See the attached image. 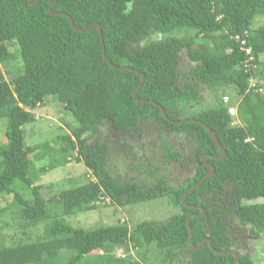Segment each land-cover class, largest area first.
Here are the masks:
<instances>
[{
    "label": "trees",
    "instance_id": "trees-1",
    "mask_svg": "<svg viewBox=\"0 0 264 264\" xmlns=\"http://www.w3.org/2000/svg\"><path fill=\"white\" fill-rule=\"evenodd\" d=\"M95 23L106 61L98 29H86ZM262 54L264 0H0V119L6 121L0 198L11 195L0 208V229L9 225L2 221L8 209L19 228L41 226L25 242L6 244L0 237V264H134L130 247H143L144 264H253L239 231L248 227L250 235L264 237V202H255L264 199ZM139 72L144 80L135 96L143 103L132 96ZM48 97L71 117L69 130L59 127L28 143L32 110ZM147 120L158 127L165 161L184 155L164 132L193 141L191 171L176 184L151 164L142 166L123 143L120 151L134 159L130 167L138 175L120 179L109 165V144L96 137L107 125L135 134ZM71 161L83 163L86 177L43 195L35 181ZM162 198L176 209L166 222L84 228L67 220L101 203L124 207ZM203 239L210 245L194 250ZM119 247L125 256L116 253ZM230 249L236 260L216 252Z\"/></svg>",
    "mask_w": 264,
    "mask_h": 264
},
{
    "label": "rangeland",
    "instance_id": "rangeland-1",
    "mask_svg": "<svg viewBox=\"0 0 264 264\" xmlns=\"http://www.w3.org/2000/svg\"><path fill=\"white\" fill-rule=\"evenodd\" d=\"M264 59V54L261 56ZM181 71L186 72L188 69V63L181 62ZM232 94L231 89L226 90ZM201 92L206 102H211V94L205 88L201 87ZM36 120L33 124L27 125L25 128L26 136L29 137L31 133H34L31 138L29 137L28 143H36L42 141L52 132H57L59 127L65 130L69 121L72 120L70 116L66 115V111L62 105L48 97L44 105H40L32 110ZM140 130L135 134L133 131L126 134H120L112 130L110 125L102 128L100 133L96 135L101 141H106L109 144V165L112 169L115 167L118 170L120 179H124L126 174L138 175V172L130 167V163L134 161L133 158H127L126 153H121L120 146L122 143L126 148L133 150L136 153V161H139L142 166L146 167L151 164L152 168H157L160 173H164L168 176L169 181L172 184H176L185 173H189V167H192V163L189 161L192 139H185L184 136L178 137L171 133L164 132L165 137L175 147L176 150L183 152V159L181 160H167L163 157V152L159 148L160 138L158 135V127L155 122L151 120L142 121L140 124ZM31 128L35 130L31 131ZM6 121L0 119V143L5 140ZM48 136V137H49ZM43 161H36V165H42ZM86 168L83 163H76L75 161L69 162L64 167H58L42 174L39 179L35 181V184L41 185V192L45 196L57 195L61 188L70 186L75 181H81L86 177ZM142 177H145L146 173H141ZM88 176V175H87ZM152 179V178H149ZM21 194L24 198H29V195L23 191ZM11 201V195H5L0 198V208ZM255 202H264V199H257ZM173 207L166 201L165 198L156 199L153 201L140 203L137 205H127L124 207H118L109 203H101L97 208L87 212H81L76 215L68 216V222L73 226H79L84 228H91L98 224H114V223H126L129 226L135 225L137 222L144 219H154L162 222H166L170 214L175 211ZM2 221L8 222V227L0 229V237H3L6 244L9 242H25L35 237L34 232H39L41 226L32 229H22L16 226L11 219L9 209L3 215ZM242 240L247 246V251L251 254L253 264H264V237H254L249 234L248 227L243 228L241 231ZM10 242V243H11ZM144 251L143 247L134 249L130 247L129 256L135 260L134 264H144L141 262L139 255ZM117 254L124 255L123 248L116 249ZM139 253V254H138Z\"/></svg>",
    "mask_w": 264,
    "mask_h": 264
},
{
    "label": "water",
    "instance_id": "water-1",
    "mask_svg": "<svg viewBox=\"0 0 264 264\" xmlns=\"http://www.w3.org/2000/svg\"><path fill=\"white\" fill-rule=\"evenodd\" d=\"M53 1H55V0H53ZM35 2H36V1H33V2L30 1L31 4H32V3H35ZM51 3H52V2H51ZM50 8H51V7H49V9H50ZM50 11H51V9H50ZM52 12H53V11H52ZM53 13H55V12H53ZM70 21H71V19H70ZM71 23H72V21H71ZM72 25H73V23H72ZM93 27H96V28L98 29L99 37L101 38V43H102V33H101V29H100V26H99L98 23H95V24L89 26V27L86 28V29L93 28ZM75 29H76V28H75ZM76 30H77V29H76ZM80 30H84V29H80ZM104 53H105V52H104V45H103V43H102V54H103L104 61H106V57H105ZM124 68H127V67H124ZM131 69H132V68H131ZM132 70L136 71V69H132ZM136 72H137V71H136ZM139 73H140V75H141V80H140L139 85L137 86V88L133 91L132 96H133L134 100H135L137 103H143V102H146L147 100H146V99L137 98V97L135 96V92L137 91L138 87L141 85V83H142L143 80H144V75H143V73H141V72H139ZM157 105L160 107V110H161L162 114L164 115V117L167 118V115L165 114L163 108H162L159 104H157ZM174 122H181V121H174ZM182 122H183V121H182ZM206 128H207V130L209 131V133H210L212 139L214 140L215 144L218 146V148H219L220 151H221V154H220L219 156H217V157H218V158H223V157L225 156V154H226L224 148L221 146V144H220L218 138L216 137L215 133H214L209 127L206 126ZM204 157H205V155H202V156H201L202 159H204ZM204 163H206L205 160H204ZM212 171H213V167L210 166V170L208 171V173H207L206 176L210 175V174L212 173ZM202 213H203V212H201L199 215H202ZM187 227H188V239H189V238H190V234H191V229H190V225H189V223H188V219H187ZM203 243H208V244L210 245V241H209L208 239H203V240H202V241H201L196 247H193V249H194V250H197L198 248L201 247V245H202ZM216 252L221 253V254L233 253L235 260L238 258V252H237L235 249H230V250H220V251H217V250H216Z\"/></svg>",
    "mask_w": 264,
    "mask_h": 264
},
{
    "label": "built area",
    "instance_id": "built-area-1",
    "mask_svg": "<svg viewBox=\"0 0 264 264\" xmlns=\"http://www.w3.org/2000/svg\"><path fill=\"white\" fill-rule=\"evenodd\" d=\"M241 44H242L241 49L245 50V52H246L247 54H250V49H249V48H245V47L243 46L244 41H242ZM249 58H251V56H250ZM229 112L232 113V114H234V113H235V109H234L233 107H229Z\"/></svg>",
    "mask_w": 264,
    "mask_h": 264
},
{
    "label": "clouds",
    "instance_id": "clouds-1",
    "mask_svg": "<svg viewBox=\"0 0 264 264\" xmlns=\"http://www.w3.org/2000/svg\"><path fill=\"white\" fill-rule=\"evenodd\" d=\"M223 99H224L225 102H227V101H228V96H224ZM229 107H232V106H229ZM233 108H234V107H233ZM234 109H235V108H234ZM228 110H229V108H228ZM235 112H236V111H235Z\"/></svg>",
    "mask_w": 264,
    "mask_h": 264
}]
</instances>
